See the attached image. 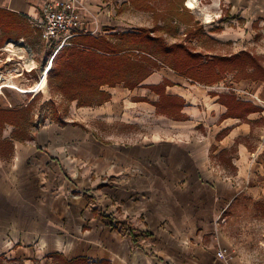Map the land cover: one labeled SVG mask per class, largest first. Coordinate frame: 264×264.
<instances>
[{
	"label": "crops",
	"instance_id": "1",
	"mask_svg": "<svg viewBox=\"0 0 264 264\" xmlns=\"http://www.w3.org/2000/svg\"><path fill=\"white\" fill-rule=\"evenodd\" d=\"M48 1L61 0H0V11L30 22ZM77 1L84 25L70 41L119 30L96 0ZM223 1L244 31L254 21L264 22V0ZM239 36L227 29L221 33L226 39ZM232 75L229 83L224 84L225 76L204 86L159 67L132 90L103 87L110 100L88 108L93 121L118 129L116 137H97L94 128L90 142L84 134L72 138L49 127L41 138L45 147L36 143L33 152L45 159L44 180L49 188L58 187L53 198L38 189L46 193L38 199L34 154L30 158L31 149L16 146L40 139L39 132L22 142L11 133L1 135L0 254L51 261L59 254L94 264H234V257L228 262L216 258L223 249H216L222 244L218 222L238 194L264 198V85ZM166 82L165 94L183 102L178 118L156 115L152 104L156 94L151 96L149 87ZM240 104L249 110L241 113ZM76 107L69 106L71 117ZM82 121L69 125L86 131ZM59 124L68 127L62 118ZM79 188L90 191L87 197L73 195ZM69 219L81 224V256L79 245L68 239ZM37 237L36 245L49 247L45 254V248L32 247Z\"/></svg>",
	"mask_w": 264,
	"mask_h": 264
},
{
	"label": "rangeland",
	"instance_id": "2",
	"mask_svg": "<svg viewBox=\"0 0 264 264\" xmlns=\"http://www.w3.org/2000/svg\"><path fill=\"white\" fill-rule=\"evenodd\" d=\"M186 1L187 0H151V10H138L131 6L129 0H96L102 9L101 11H104L105 14L107 10L110 11L109 18L115 23L116 29H119L117 32H130L139 28L156 29L157 27L163 26L167 29H171L168 34L156 30L150 35L162 36L168 44H183L190 51L201 54L203 58L206 56H223L236 54L240 51H247L254 56H258L261 60V64L264 66V22L254 21L247 27L248 29L244 31L241 19L232 18L231 15L228 14L227 4L223 0H199L197 7L194 9L187 8L185 5ZM206 14L210 15L209 21L206 20ZM223 29H227L228 32L231 33L238 32L241 36L226 39L221 37ZM188 32L191 33L188 34ZM40 38V34L38 30L34 28L32 20H30V22L24 21L19 17L0 11V48L4 46L7 40L20 41L23 43V46L25 45L31 50L32 56L30 59L33 60L34 65L36 64L37 66L36 70L31 74H28V71L24 72L21 76L17 73L19 76L17 77L16 75V77H14L19 78V82L16 81L18 79L12 78L15 74L11 73V77L7 76V80L12 79L9 82L12 87H9L11 89L1 91L0 108H5L6 110L16 108L21 110L32 102V105L29 107L30 112H28L27 122L21 136L27 137V135H29L33 138L34 134L39 132L40 139L36 141H27L28 143L26 142V145H24L25 147L16 146L22 149H31L32 152L29 153L30 158L33 156L32 154H34L32 160L36 163L37 185L35 186L38 199H41L46 193L52 194L53 198L55 197V193L58 192L56 184H51L52 188H49L43 178L45 168V159L43 155L33 152L36 151V143H38L41 148L45 147L44 141H42L41 138L44 136L45 132H50L49 127L54 128L56 133H67L68 131L70 134L68 135L72 138H74V135L79 136L80 134H84L90 142H92L90 140V134H92V132L94 134L97 132L99 134H97V137L100 138L101 136L114 138L118 130L113 125L101 126L97 121H93V119H91L93 115L92 108L78 107L76 105V113L72 117L69 115V106L72 104L75 105L76 101H66L60 94L51 91L49 87L50 82H48V72L50 69L46 73H43L42 69L45 65L47 68L49 65L52 66V62L48 66L47 63L54 49L53 47L48 48ZM2 56H0V60H3ZM0 65L2 64L0 63ZM157 65H160L159 62H157ZM2 69H4V66ZM157 69H153V72H156ZM44 75L45 82L47 83H45L46 87L43 90L40 89L37 93H21L22 90L34 89V86L36 87V85L40 84L41 78ZM225 76L226 81L224 84L229 83V81L233 79L232 74ZM149 91L151 96L155 95L151 89ZM152 98L156 100L152 103L155 107L156 115L160 112L159 103H164L162 107L168 106V102H166L165 99L159 102L158 95ZM132 99H139V97L134 96ZM252 100L256 103L261 102L254 97ZM53 111H56L55 116H52ZM172 111V114H166L169 118L172 119L181 116L178 114L179 109L178 111ZM82 116L86 119H84V122L82 121ZM59 118L67 120L68 127H62L61 124H59ZM52 120L57 123H54ZM72 121H77L79 125L82 124V121L83 124L86 125V131L71 127L69 124ZM94 128L96 132L93 130ZM12 130V126L5 125L0 132V136L6 137ZM263 138L264 136L260 140L261 144L262 141L264 143ZM75 141L76 140H73L72 142L75 143ZM27 156L28 155H26L25 158H27ZM73 161L75 160L71 158V163H73ZM69 176L71 177L70 174ZM83 188L74 191L73 195L79 194L80 196L83 193V196L87 197L85 192L89 193L90 191L82 190ZM38 189L45 190L46 193H38ZM71 189L74 190L73 187ZM69 196L70 191L68 192V197ZM245 196L251 201L248 205V211L242 212L237 218H229L228 220L218 222V229L220 231L219 238L222 244L216 245V249L220 246L225 252L230 255L232 254L235 258L234 264H264V198H253L249 195ZM71 200V197H69V210L72 206L71 202H73ZM252 202L259 203L262 209L259 210V212H254V210H257V207ZM100 214L102 215L103 213ZM101 219L104 218L101 217ZM104 222L105 221L102 220L100 221L101 227L104 225ZM79 224L80 222L68 220V239L69 241H73L74 244L79 245V256H81L83 255L81 237L77 236L81 225ZM39 239V237L36 238L37 242L33 244L32 247H36L37 251L38 247L45 248L44 251H42L44 252L42 254H45L48 252L47 249L49 247H45V244L41 246L36 245ZM6 256V254H0V264H68L64 259L58 257H54L55 259L52 258L51 261V259L39 256L38 258L36 257V259L30 260L25 257L9 259ZM67 259L70 260L72 258L69 256ZM77 264L94 263L84 262Z\"/></svg>",
	"mask_w": 264,
	"mask_h": 264
},
{
	"label": "trees",
	"instance_id": "3",
	"mask_svg": "<svg viewBox=\"0 0 264 264\" xmlns=\"http://www.w3.org/2000/svg\"><path fill=\"white\" fill-rule=\"evenodd\" d=\"M150 1L129 0L131 6L138 10H151ZM156 30L168 34L171 29L162 26L156 29L139 28L130 32H114L98 37L79 35L53 56L48 72L51 91L60 94L66 101H76L78 107L97 106L110 100V94L103 87L114 88L122 84L124 88L132 90L153 73V69L159 67H167L191 83L204 86H214L228 74H234L237 80L249 79L264 85V66L258 56L241 51L230 57L203 58L183 44H168L162 36H151ZM166 85L170 86L169 82L149 89L159 96V102L162 99L168 102L166 107H162L164 103H159V109L169 115L173 113L172 110H180L183 102L177 97L166 95ZM31 105L32 102L21 110L0 108V132L3 126H12L11 138L22 142L25 137L21 133ZM242 106L237 107L241 109V113L249 110L246 104ZM52 113L55 116L56 111ZM249 202L251 201L247 196L238 194L221 214L220 221L237 218L242 212L248 211ZM253 204L257 207L254 212L262 209L259 203ZM50 257L64 259L68 264L88 263V259L84 257L68 261L59 254Z\"/></svg>",
	"mask_w": 264,
	"mask_h": 264
},
{
	"label": "built area",
	"instance_id": "4",
	"mask_svg": "<svg viewBox=\"0 0 264 264\" xmlns=\"http://www.w3.org/2000/svg\"><path fill=\"white\" fill-rule=\"evenodd\" d=\"M31 20L34 28L40 34V39L48 48L53 47L54 49L47 66L51 64L55 53L63 46L69 45L70 39L78 35V30L84 25L77 0L45 2L40 8L38 17ZM0 53V56L4 55L2 56L3 60H0L2 64L0 65V90L4 91L5 89H11L9 88V82L12 79L7 80V76L11 77V73L15 74L12 78H15L17 73L21 76L24 72H27L24 67L33 60L30 59L32 56L31 50L27 46H23L20 41L7 40L4 46L0 48ZM3 66L4 69H2ZM46 68L45 65L42 69L43 73ZM233 257L232 254H228L223 249L216 251V258L225 262L232 260Z\"/></svg>",
	"mask_w": 264,
	"mask_h": 264
},
{
	"label": "bare ground",
	"instance_id": "5",
	"mask_svg": "<svg viewBox=\"0 0 264 264\" xmlns=\"http://www.w3.org/2000/svg\"><path fill=\"white\" fill-rule=\"evenodd\" d=\"M198 1L199 0H187L186 1V3H185V5L187 6V8H189V9H194V8H196L197 7V4H198ZM209 18H210V15H208V14H206V20L207 21H209ZM33 68H35L34 67V63L33 62H31L29 65H26L25 67H24V69L26 70V71H28V72H30V71H32V69ZM49 68H50V65H49V67L45 70V73L49 70ZM45 83H47V82H45V75L41 78V82H40V84L39 85H36V87L34 86V89H29V90H22L21 91V93H26V92H39V90L40 89H44L46 86V84ZM14 85V84H13ZM9 87H12L11 85L9 86ZM0 93H1V90H0Z\"/></svg>",
	"mask_w": 264,
	"mask_h": 264
}]
</instances>
